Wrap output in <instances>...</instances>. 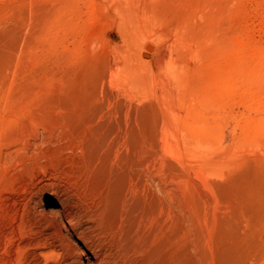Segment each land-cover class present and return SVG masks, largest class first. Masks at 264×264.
<instances>
[{"label":"rangeland","instance_id":"obj_1","mask_svg":"<svg viewBox=\"0 0 264 264\" xmlns=\"http://www.w3.org/2000/svg\"><path fill=\"white\" fill-rule=\"evenodd\" d=\"M92 255L264 264V0H0V264Z\"/></svg>","mask_w":264,"mask_h":264},{"label":"bare ground","instance_id":"obj_2","mask_svg":"<svg viewBox=\"0 0 264 264\" xmlns=\"http://www.w3.org/2000/svg\"><path fill=\"white\" fill-rule=\"evenodd\" d=\"M207 166L208 165H203V166H201V165H199L198 166V170L199 171H202L203 172V170H205L206 168H207ZM63 210V209H62ZM62 210H60L62 213L64 212V211H62ZM67 213V212H66ZM66 217H68L69 219H70V222H69V226H66V224H65V227L63 226V229L65 228V232H68V234L69 233H71V231H72V229H71V227L74 225V220L72 219V218H70L71 216H69L68 214L66 215ZM64 225V224H63ZM104 251V250H103ZM94 254V253H93ZM108 255V254H107ZM94 257H96L95 255H92V256H89V257H86V263L87 264H99L98 262H96L95 260H94Z\"/></svg>","mask_w":264,"mask_h":264}]
</instances>
